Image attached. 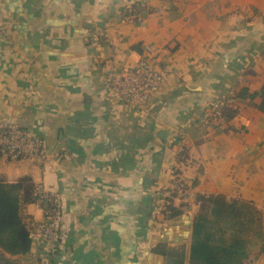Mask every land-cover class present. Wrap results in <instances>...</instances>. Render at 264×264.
<instances>
[{
    "label": "crops",
    "instance_id": "obj_1",
    "mask_svg": "<svg viewBox=\"0 0 264 264\" xmlns=\"http://www.w3.org/2000/svg\"><path fill=\"white\" fill-rule=\"evenodd\" d=\"M142 57L165 80L134 110L105 78ZM263 87L264 0H0V122L45 141L41 160L0 159V180L56 190L70 224L63 250L0 248V264L62 253L69 264H171L156 248L188 264L199 195L252 202L264 231V111L258 96L233 98ZM228 96L236 115L205 126ZM20 213L27 226L43 216L35 202ZM246 264H264V248Z\"/></svg>",
    "mask_w": 264,
    "mask_h": 264
},
{
    "label": "trees",
    "instance_id": "obj_2",
    "mask_svg": "<svg viewBox=\"0 0 264 264\" xmlns=\"http://www.w3.org/2000/svg\"><path fill=\"white\" fill-rule=\"evenodd\" d=\"M137 7L136 3L129 4L125 14L135 13ZM257 96L260 97L258 107L264 111V87L254 93L242 88L233 98L253 99ZM229 98H225L227 100L218 109V116L210 111L205 113V117L217 119L216 125L232 119L236 111L229 107ZM38 200L31 178L25 176L15 182L0 180V248L4 252L19 255L29 251L33 225L27 226L20 212L24 204L37 203ZM197 201L199 204L192 221L188 264H246L253 249L264 248L262 216L255 204L228 199L221 194L199 195ZM156 250L169 257L171 264H183L181 252L161 248Z\"/></svg>",
    "mask_w": 264,
    "mask_h": 264
},
{
    "label": "built area",
    "instance_id": "obj_3",
    "mask_svg": "<svg viewBox=\"0 0 264 264\" xmlns=\"http://www.w3.org/2000/svg\"><path fill=\"white\" fill-rule=\"evenodd\" d=\"M147 51L155 52L153 46ZM105 78L107 88L112 96L134 110H143L150 107V99L157 92L165 80L163 69H155L145 57L139 59L134 65L113 67ZM223 100L211 103L210 111L218 116V109ZM206 126L216 125L217 119L210 120L202 117ZM45 154V141L29 128L13 121L0 122V159L10 162L23 158L41 160ZM34 193L38 196L37 204L43 212L42 218L35 223L30 237L36 241L51 242L54 248L63 250L69 237V218L64 210L62 197L54 189H44L34 185ZM199 201H197V205ZM54 264H69L64 253L60 254Z\"/></svg>",
    "mask_w": 264,
    "mask_h": 264
},
{
    "label": "rangeland",
    "instance_id": "obj_4",
    "mask_svg": "<svg viewBox=\"0 0 264 264\" xmlns=\"http://www.w3.org/2000/svg\"><path fill=\"white\" fill-rule=\"evenodd\" d=\"M23 159H27V158H23ZM23 159H21V160H23ZM27 160H31V159L28 158Z\"/></svg>",
    "mask_w": 264,
    "mask_h": 264
}]
</instances>
